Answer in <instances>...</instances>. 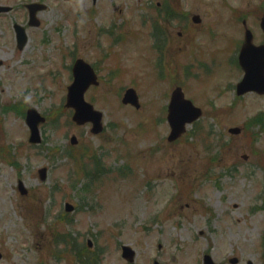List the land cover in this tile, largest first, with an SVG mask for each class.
Here are the masks:
<instances>
[{
  "label": "rangeland",
  "instance_id": "obj_1",
  "mask_svg": "<svg viewBox=\"0 0 264 264\" xmlns=\"http://www.w3.org/2000/svg\"><path fill=\"white\" fill-rule=\"evenodd\" d=\"M102 1L0 0L12 7L0 14V264H128L124 244L135 249L134 264H153L159 256L169 264H197L202 250L264 264V127L247 128L264 112V96L235 102L232 90L222 91L218 113L204 114L174 142L166 120L178 85L206 109L217 91L228 92L241 79L228 63L227 40L219 41L215 30L224 27L228 38H238V25L223 7L230 2L235 18L240 10L257 13L264 0H202L199 8L191 0L204 24L184 37L189 48L163 55L164 64L159 54L146 55L137 38L138 13H155L148 1L107 0L126 21L111 27L114 36L126 34L118 44L101 30L111 18ZM34 2L47 5L38 27L28 23L26 5ZM92 7L99 12L94 17ZM15 23L26 29L23 50ZM74 55L96 63L101 84L86 99L104 113L100 134L91 124L77 125L66 106ZM129 87L140 97L139 109L121 102ZM26 107L47 119L40 144L29 142ZM232 127L242 133L230 134ZM73 135L79 142L72 147ZM84 153L91 157L76 161ZM66 203L74 211L67 212Z\"/></svg>",
  "mask_w": 264,
  "mask_h": 264
},
{
  "label": "water",
  "instance_id": "obj_2",
  "mask_svg": "<svg viewBox=\"0 0 264 264\" xmlns=\"http://www.w3.org/2000/svg\"><path fill=\"white\" fill-rule=\"evenodd\" d=\"M44 7L37 4L29 5L31 21L30 25H39V21L36 18V14ZM10 8L0 7L1 12H7ZM18 36V47L21 49L24 47L27 37L25 30L19 25L15 26ZM250 58L251 60H247ZM241 64L246 70V77L239 85L238 93L244 94L250 90H255L260 93H264V47L255 48L251 41L245 46L244 52L240 57ZM74 83L69 87L67 106L75 109L73 120L83 125L87 122L93 123L92 132L99 133L103 129L102 119L103 114L100 111L94 109L93 105L85 101L84 95L91 84H97V78L93 69L84 61L79 60L75 63L73 68ZM125 104H133L139 107L138 97L133 89H129L123 99ZM201 115V111L195 109L192 104L184 99L182 90L178 88L174 91L169 106L168 120L170 122L172 132L169 136V141L176 140L184 131L185 125L195 121ZM45 118L42 117L35 109H29L27 113V123L31 128L30 141L32 143H39L41 141L39 124L44 122ZM232 133H239L240 130L235 128L231 129ZM72 144L77 143V138L74 136L71 139ZM40 175L43 180L46 179V169L40 170ZM22 193L26 191L23 189V185H20ZM67 211H72L74 207L70 204L66 205ZM124 256L129 258L133 257V252L130 248H124ZM1 257V256H0Z\"/></svg>",
  "mask_w": 264,
  "mask_h": 264
},
{
  "label": "flooded vegetation",
  "instance_id": "obj_3",
  "mask_svg": "<svg viewBox=\"0 0 264 264\" xmlns=\"http://www.w3.org/2000/svg\"><path fill=\"white\" fill-rule=\"evenodd\" d=\"M100 0H94L93 4L98 3ZM148 4L153 8L155 13H150L147 15L145 11L138 13L137 22L141 35L139 36L140 41L143 42L145 46H148L150 39L156 40V37H162V39H167L170 43L169 49L163 55L171 53L174 55L176 47L179 51H184L189 48V41H185V36L189 35L190 31L193 30V27L198 28L204 24V17L198 13L194 15H199L200 23H193V12L191 11V0H147ZM103 2V1H102ZM230 3V2H229ZM264 3V2H263ZM196 8H199L202 5V0L196 1ZM231 11V15L228 17L230 20L232 16L231 7H223ZM245 12V11H244ZM246 16H241L236 19L240 21V27L238 30L242 34V37L232 38L227 41V50L230 54L236 56V64L238 65V56L241 53L243 44L245 43V35L248 30L253 33V43L254 44H264V33L261 30V22L264 18V5H261L260 10L257 13L245 12ZM121 23H126L125 20H121ZM239 33V34H240ZM175 34L178 36V41L175 37ZM217 34L220 36V39L225 40L224 27H221ZM148 41V42H147ZM165 45V43L163 44ZM155 48L160 51L163 48H160L155 43ZM231 46V47H230ZM221 50V49H219ZM173 58V57H172ZM174 63V58L172 60ZM162 249V246L159 247ZM210 262V263H208ZM253 264L251 260L243 259L241 256H232V255H211L209 257H201L200 264ZM167 264V263H165Z\"/></svg>",
  "mask_w": 264,
  "mask_h": 264
},
{
  "label": "bare ground",
  "instance_id": "obj_4",
  "mask_svg": "<svg viewBox=\"0 0 264 264\" xmlns=\"http://www.w3.org/2000/svg\"><path fill=\"white\" fill-rule=\"evenodd\" d=\"M17 85L23 86V82L19 81Z\"/></svg>",
  "mask_w": 264,
  "mask_h": 264
}]
</instances>
